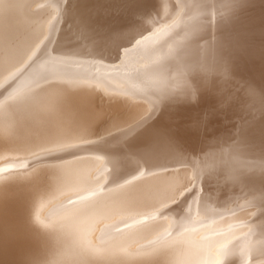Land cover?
I'll return each instance as SVG.
<instances>
[{"label":"bare ground","instance_id":"bare-ground-1","mask_svg":"<svg viewBox=\"0 0 264 264\" xmlns=\"http://www.w3.org/2000/svg\"><path fill=\"white\" fill-rule=\"evenodd\" d=\"M0 264H264V0H0Z\"/></svg>","mask_w":264,"mask_h":264}]
</instances>
